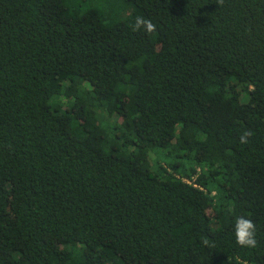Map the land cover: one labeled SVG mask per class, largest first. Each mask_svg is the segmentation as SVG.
<instances>
[{"label":"trees","instance_id":"1","mask_svg":"<svg viewBox=\"0 0 264 264\" xmlns=\"http://www.w3.org/2000/svg\"><path fill=\"white\" fill-rule=\"evenodd\" d=\"M0 264H264V0H0Z\"/></svg>","mask_w":264,"mask_h":264},{"label":"clouds","instance_id":"2","mask_svg":"<svg viewBox=\"0 0 264 264\" xmlns=\"http://www.w3.org/2000/svg\"><path fill=\"white\" fill-rule=\"evenodd\" d=\"M141 28H143L145 33H154L156 31V25L153 24L151 20L145 19L144 17H137L133 30L139 31ZM251 135L252 133L250 131H245L240 136V143L247 144L248 137ZM233 232L235 235V242L238 245L248 248H255L257 246L256 225L251 219L243 216L236 217ZM204 243L207 245V239L204 240Z\"/></svg>","mask_w":264,"mask_h":264}]
</instances>
